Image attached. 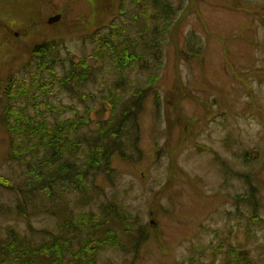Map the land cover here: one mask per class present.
<instances>
[{
    "label": "rangeland",
    "instance_id": "1",
    "mask_svg": "<svg viewBox=\"0 0 264 264\" xmlns=\"http://www.w3.org/2000/svg\"><path fill=\"white\" fill-rule=\"evenodd\" d=\"M139 4L0 0V84L11 76L27 92L9 101L13 109L47 125L89 118L77 138L96 135L100 102L121 109L144 94L125 122L127 133L136 126L132 137L86 171L84 192L52 202L24 193V157L10 156L0 92V178L12 185L0 186V244L19 235L40 246L52 234L73 253L103 239L107 224L118 244L97 252L95 264H233L229 246L264 264V0ZM102 37L144 62L95 61ZM80 61H90V77L68 92L56 78ZM80 150L67 160L85 164Z\"/></svg>",
    "mask_w": 264,
    "mask_h": 264
},
{
    "label": "trees",
    "instance_id": "2",
    "mask_svg": "<svg viewBox=\"0 0 264 264\" xmlns=\"http://www.w3.org/2000/svg\"><path fill=\"white\" fill-rule=\"evenodd\" d=\"M132 3L140 5V0H132ZM118 34L119 30L116 35ZM96 43L97 50L91 58L99 63L104 61V58H110V54L118 69L120 65L123 68H138L144 62L141 54L129 52L127 48L126 51L121 43L112 45L109 37H102L101 41L97 40ZM45 50L46 46L44 50L41 49L39 57H42ZM88 63L89 61L87 63L80 61L77 65H72L68 75L56 78L58 85L72 92L74 85L84 84L90 77V74L86 73L91 71ZM79 65L81 69H78ZM7 92L3 121L5 131L10 136L11 158L19 160L24 157L26 171L23 182L24 193L27 196L40 193L52 202L67 193L84 192L87 185L86 171L94 169L104 160L106 163L120 146L122 138L128 140L132 137L129 133L134 134L136 126L133 124L127 133L125 122L129 121V110H138L144 95L141 91L134 92L130 104H121V109L111 107L110 119L105 121L108 123V128L101 127L104 122L98 121L95 123L100 128L96 135H78L76 138V134L81 129L89 126V118H72L56 125H47L46 121L37 122L33 117L26 115L24 109L18 111L8 104L10 100L15 101L27 96V92L20 86L13 92ZM102 139H107V146L103 147L100 141ZM14 140H19L20 144L14 145ZM79 148L82 149L81 153L86 154L85 164H76L67 160L68 157L77 154ZM9 183L10 179L5 181L0 178V186H7ZM8 186L12 188L11 184ZM85 219L86 217L81 216L80 221ZM103 234V239H86L85 244L73 253L69 250L67 240H61L52 234H50L51 242L40 246H30L21 236L15 235L0 244V264H38L35 257L45 258L46 264H95L94 258L97 252L118 244L115 234L107 229V224ZM66 255L70 256V259L67 260Z\"/></svg>",
    "mask_w": 264,
    "mask_h": 264
},
{
    "label": "water",
    "instance_id": "3",
    "mask_svg": "<svg viewBox=\"0 0 264 264\" xmlns=\"http://www.w3.org/2000/svg\"><path fill=\"white\" fill-rule=\"evenodd\" d=\"M60 19V16L59 15H56L54 17H51L49 20H48V24L51 25V24H54L56 22H58ZM106 112V108H105V104L104 103H101L100 104V110H97L94 112V117L95 119H102L104 114Z\"/></svg>",
    "mask_w": 264,
    "mask_h": 264
}]
</instances>
